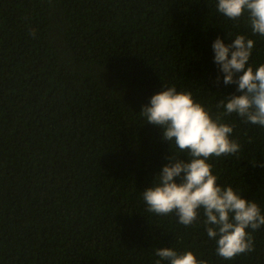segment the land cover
Here are the masks:
<instances>
[{
  "label": "trees",
  "instance_id": "16d2710c",
  "mask_svg": "<svg viewBox=\"0 0 264 264\" xmlns=\"http://www.w3.org/2000/svg\"><path fill=\"white\" fill-rule=\"evenodd\" d=\"M217 3L0 0V264H156L163 247L264 264V227L252 253L225 260L202 213L186 227L149 213L141 195L175 155L140 116L150 97L175 86L219 115L217 102L241 93L214 62L217 37L254 39L249 63H264L246 14L233 21ZM222 120L241 150L209 160L217 183L264 214V128Z\"/></svg>",
  "mask_w": 264,
  "mask_h": 264
},
{
  "label": "clouds",
  "instance_id": "9594fccd",
  "mask_svg": "<svg viewBox=\"0 0 264 264\" xmlns=\"http://www.w3.org/2000/svg\"><path fill=\"white\" fill-rule=\"evenodd\" d=\"M216 9L233 21L246 14L252 34L264 37V0H218ZM255 47L254 39L243 34L228 44L220 37L212 42L223 83L235 84L241 93L219 100V115L213 116L191 93L177 91L175 86L153 94L140 111L144 121L162 128V138L175 153L141 194L147 211L158 216L175 214L177 222L186 227L194 225L202 213L217 255L229 261L255 250L252 233L264 227V214L256 202L246 200L232 186L218 184L209 160L241 150L232 137L233 125L222 117L235 115L246 124L264 128V63L255 69L249 63ZM180 153L189 159L176 158ZM154 255L159 258L156 264H207L191 250L180 253L172 247L155 248Z\"/></svg>",
  "mask_w": 264,
  "mask_h": 264
}]
</instances>
